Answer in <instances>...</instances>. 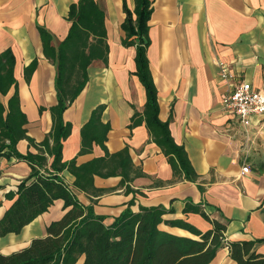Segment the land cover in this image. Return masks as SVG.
I'll return each mask as SVG.
<instances>
[{
    "label": "crops",
    "instance_id": "0c3cea01",
    "mask_svg": "<svg viewBox=\"0 0 264 264\" xmlns=\"http://www.w3.org/2000/svg\"><path fill=\"white\" fill-rule=\"evenodd\" d=\"M93 1L104 13L107 63L90 64L85 87L63 112L70 132L62 141V161L74 159L79 166L103 157L105 150L113 154L127 147L133 167L143 175L123 185L120 176L94 175L89 193L73 186L75 178L67 170L61 178L80 204L92 205L105 225L127 209L137 213L158 207L164 210L160 231L199 240L217 221L225 225L224 243L251 242L252 251L264 255V115L244 125L222 106L223 95L243 81L264 92V0H150L146 56L158 118L168 123L174 143L184 149L194 180L173 175L142 119L145 88L135 74V48L122 45L121 29L123 5L133 11L135 0ZM77 2L0 0V54L10 50L14 56L13 78L26 118L23 128L36 144L50 132V108L57 103L56 70L43 54L39 28L56 48L70 27L69 6ZM33 61L26 80L24 70ZM219 63L226 65L230 81L219 77ZM14 90L12 86L0 97L4 106ZM99 105H104L100 120L109 127L105 150L93 143L90 152L79 154L81 128ZM16 150L21 155L38 152L26 139L17 142ZM244 166L247 173H242ZM0 169L1 219L17 198L18 185L33 179L28 163L15 157L0 156ZM66 210L63 200H54L18 234L1 236L0 253L19 251L45 236L46 227ZM208 264L236 263L224 245Z\"/></svg>",
    "mask_w": 264,
    "mask_h": 264
},
{
    "label": "trees",
    "instance_id": "16d2710c",
    "mask_svg": "<svg viewBox=\"0 0 264 264\" xmlns=\"http://www.w3.org/2000/svg\"><path fill=\"white\" fill-rule=\"evenodd\" d=\"M123 11L125 19L121 29L125 37L122 45L135 48V74L146 93L142 119L151 140L167 157L173 175L183 174L186 179L194 180L195 174L184 149L174 143L168 123L158 118L156 90L146 56L150 43L151 2L135 0L133 11L126 5H123ZM67 20L70 22L67 36L56 48L50 45V35L39 28L43 54L55 66L57 100L50 108L51 130L39 144L34 143L23 128L26 118L19 107L13 78L14 56L10 50L0 54V97L5 96L12 86L15 89L6 106L0 100V156L27 162L29 179H33L29 184L23 181L18 185L17 198L0 219V237L18 234L56 199L63 200L64 209H67L59 220L46 227L45 236L31 240L19 251L8 255L0 253V264H76L81 257V264H208L217 249L224 245L236 264H264V255L253 252L251 242L224 243L225 225L217 221L213 222L212 229L200 234L199 240H191L158 229L164 212L161 208H141L137 213L127 209L112 224L105 225L103 218L94 214L91 204L84 206L78 202L60 176L64 170L74 176L73 186L86 193L92 192L94 175L120 176V185H123L143 173L133 167L127 147L113 154L105 150L109 127L100 120L104 105L97 106L82 126L79 151V154L88 153L96 143L105 150L104 156L79 166L74 159L62 161V141L70 132V124L63 122V112L85 87L90 64L100 61L106 65L108 53L104 13L93 0H78L70 5ZM35 64L33 61L25 68L26 80ZM21 139H26L38 152L19 154L16 144ZM48 158H51L50 163Z\"/></svg>",
    "mask_w": 264,
    "mask_h": 264
},
{
    "label": "built area",
    "instance_id": "2783aa9c",
    "mask_svg": "<svg viewBox=\"0 0 264 264\" xmlns=\"http://www.w3.org/2000/svg\"><path fill=\"white\" fill-rule=\"evenodd\" d=\"M219 77L225 81L232 79L225 64L219 63ZM222 106L226 113L232 114L241 123L248 125L252 117L264 115V92L254 89L250 83L243 81L233 85L223 95ZM248 170V167L244 166L242 173H247Z\"/></svg>",
    "mask_w": 264,
    "mask_h": 264
}]
</instances>
